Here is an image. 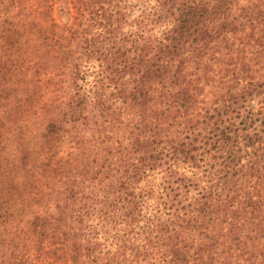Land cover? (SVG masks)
<instances>
[{
  "label": "trees",
  "instance_id": "obj_1",
  "mask_svg": "<svg viewBox=\"0 0 264 264\" xmlns=\"http://www.w3.org/2000/svg\"><path fill=\"white\" fill-rule=\"evenodd\" d=\"M0 264H264V0H0Z\"/></svg>",
  "mask_w": 264,
  "mask_h": 264
},
{
  "label": "rangeland",
  "instance_id": "obj_2",
  "mask_svg": "<svg viewBox=\"0 0 264 264\" xmlns=\"http://www.w3.org/2000/svg\"><path fill=\"white\" fill-rule=\"evenodd\" d=\"M55 17L57 20L60 22H64L67 19V14L65 13V10L63 7H57L56 6V12H55Z\"/></svg>",
  "mask_w": 264,
  "mask_h": 264
}]
</instances>
